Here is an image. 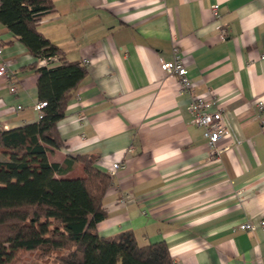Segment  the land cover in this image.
<instances>
[{
	"label": "crops",
	"instance_id": "obj_1",
	"mask_svg": "<svg viewBox=\"0 0 264 264\" xmlns=\"http://www.w3.org/2000/svg\"><path fill=\"white\" fill-rule=\"evenodd\" d=\"M53 1L38 29L88 74L49 161L89 155L108 175L125 164L103 200L100 236L164 241L175 264H264V0ZM0 39V63L13 72L0 78V128L10 131L39 121L34 69L46 65L2 23ZM176 49L190 92L161 69ZM194 97L223 112L228 134L217 145L229 151L217 159L188 110ZM83 176L74 161L58 178ZM245 223L255 230H240Z\"/></svg>",
	"mask_w": 264,
	"mask_h": 264
},
{
	"label": "trees",
	"instance_id": "obj_2",
	"mask_svg": "<svg viewBox=\"0 0 264 264\" xmlns=\"http://www.w3.org/2000/svg\"><path fill=\"white\" fill-rule=\"evenodd\" d=\"M53 0H1L0 23L40 60L58 63L36 67L38 97L46 103L37 123L0 128V264H14L24 253L38 254L51 264H175L167 243L138 245L130 233L101 237L98 224L107 218L104 198L112 176L100 170L97 158L77 156L84 176L58 178L73 162L54 164L48 154L64 146L58 123L87 77L82 62L38 29L54 11Z\"/></svg>",
	"mask_w": 264,
	"mask_h": 264
},
{
	"label": "built area",
	"instance_id": "obj_3",
	"mask_svg": "<svg viewBox=\"0 0 264 264\" xmlns=\"http://www.w3.org/2000/svg\"><path fill=\"white\" fill-rule=\"evenodd\" d=\"M212 14L216 19L221 17L220 6L214 5L212 7ZM226 33L223 34V38ZM3 43L0 39V57L4 53ZM175 57L171 62L164 61L161 65L162 71L171 75L174 74L180 78V89L181 92H190L193 88V83L188 76V69L184 63L183 57L179 49L174 51ZM59 58L53 57L50 59L40 60L39 64L49 65L50 63H58ZM87 65L88 62H85ZM5 62L0 63V78H5L11 81L13 77V72ZM10 91L15 93L17 88L14 84L11 85ZM212 102L205 100L204 97H194L190 103L188 110L193 115V121L203 130L204 136L208 139V148L210 156L214 159H217L221 156L222 153L229 151V147L226 149H221L218 147V142L220 139L228 134V129L226 124L223 122V112L221 110L210 112L209 107ZM46 103L38 102L34 107L41 117V111L45 107ZM262 106V105H260ZM39 117V118H40ZM125 168L123 163H114L113 170L110 176L115 175V173L121 169ZM261 226L264 228V221L261 222ZM240 230L244 231H254L255 226L251 223H245L239 227Z\"/></svg>",
	"mask_w": 264,
	"mask_h": 264
},
{
	"label": "rangeland",
	"instance_id": "obj_4",
	"mask_svg": "<svg viewBox=\"0 0 264 264\" xmlns=\"http://www.w3.org/2000/svg\"><path fill=\"white\" fill-rule=\"evenodd\" d=\"M44 258L42 259L41 257H39L38 254L35 253H24L21 258L19 259L18 262L14 263V264H40L43 263ZM49 262H54V259H50Z\"/></svg>",
	"mask_w": 264,
	"mask_h": 264
}]
</instances>
